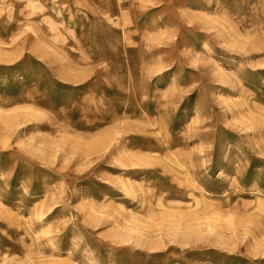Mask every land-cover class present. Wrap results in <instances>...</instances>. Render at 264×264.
Returning <instances> with one entry per match:
<instances>
[{"label":"rangeland","instance_id":"374dc122","mask_svg":"<svg viewBox=\"0 0 264 264\" xmlns=\"http://www.w3.org/2000/svg\"><path fill=\"white\" fill-rule=\"evenodd\" d=\"M0 264H264V0H0Z\"/></svg>","mask_w":264,"mask_h":264}]
</instances>
